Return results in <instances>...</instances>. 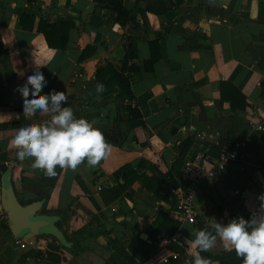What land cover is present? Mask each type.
Here are the masks:
<instances>
[{
	"label": "crops",
	"instance_id": "0c3cea01",
	"mask_svg": "<svg viewBox=\"0 0 264 264\" xmlns=\"http://www.w3.org/2000/svg\"><path fill=\"white\" fill-rule=\"evenodd\" d=\"M91 3L92 9L81 17ZM121 3L132 16L123 22L114 19L113 10L93 0H34L32 20L23 28L18 15L29 8L27 2L0 0V152L5 154L3 163L9 167L17 199L26 203L40 198L39 211L51 218L62 236L59 240L48 234L59 246L51 242L53 248H46L49 253L44 257L39 256L42 245L38 243L34 246L39 249L20 252L4 227L7 220L0 209V264H55L52 252L65 256L71 250L77 252V264H148L172 252L177 254L173 264H192L196 222L212 228L213 222L223 225L239 216L247 220L259 204L257 197L264 193V130L250 129L245 120L251 111L264 113L259 87L264 77V0H179L162 13H141L143 0ZM43 5L54 7L48 21L72 19L63 48L46 45L35 29L37 6ZM152 40L156 46H149ZM156 54L150 65V56ZM123 59L140 112L129 126L117 107L116 85L98 91L94 77L95 68L103 62L119 70ZM140 62L149 67L139 68ZM37 65H42L46 80L41 94L64 92L77 118L94 122L102 133L114 134L105 137L111 154L96 168L86 162L76 170L57 166L56 175L48 177L34 170L31 160L17 159L11 146L15 131L51 118L50 113L24 114L22 97L15 91ZM221 81L241 92L243 106ZM220 89L225 100L220 99ZM228 99L236 101L234 107ZM184 138L189 144L182 162L197 148L214 155L222 143L236 138H245V145L223 174L199 181L194 220L181 223L168 212L172 186L160 179L152 191L140 177L154 172L147 162L166 172ZM138 160L142 161L135 168L137 177L112 197V184L123 180L112 172ZM181 165L165 176L168 182L179 184ZM166 188L168 201L159 195ZM176 232L183 243L173 239ZM137 237L154 247L142 259ZM220 246L221 241L208 252L213 254ZM211 261L226 264L221 257ZM62 263L72 264L59 258Z\"/></svg>",
	"mask_w": 264,
	"mask_h": 264
},
{
	"label": "clouds",
	"instance_id": "9594fccd",
	"mask_svg": "<svg viewBox=\"0 0 264 264\" xmlns=\"http://www.w3.org/2000/svg\"><path fill=\"white\" fill-rule=\"evenodd\" d=\"M40 67L35 66L33 74L15 91L22 97L24 114L34 117L37 113H50L51 118L47 123H32L15 131L11 146L17 159L31 160V167L48 177L56 175L57 166L76 170L86 162L89 168H96L111 154L112 146L104 133L93 126L94 122L75 116L74 110L67 106L64 92L41 94L46 80ZM101 88L97 85L98 91ZM257 199L259 204L247 220L239 216L223 225L213 222L214 233L193 229L191 247L196 253L192 264H213L200 253L210 251L218 240L226 251H234L242 264H264V193Z\"/></svg>",
	"mask_w": 264,
	"mask_h": 264
},
{
	"label": "trees",
	"instance_id": "16d2710c",
	"mask_svg": "<svg viewBox=\"0 0 264 264\" xmlns=\"http://www.w3.org/2000/svg\"><path fill=\"white\" fill-rule=\"evenodd\" d=\"M27 2V6L29 8L21 11L18 15V23L21 27L25 28L29 25V23L32 20L33 12H32V5L34 3V0H25ZM96 2L97 5L109 8L114 11V19H117L121 22L131 19L132 16L128 13V10L122 5L121 0H93ZM145 3L144 8L140 10L141 13H144L145 10H148L153 13H162L163 11L167 10L174 2H177L179 0H143ZM54 7L52 6H37V11L39 14V17L35 24V29L37 31H40L43 35L44 41L46 45L50 47H60L63 48L66 45V36L68 28L73 25L72 19L70 17H58L54 18L50 21H48L47 16L50 14V12L53 10ZM157 42L152 40L149 42V46H156ZM91 49V47H90ZM128 58L133 57V54L125 53ZM157 57L156 55H151L149 58V63L151 65V62L154 61V59ZM126 59V57H125ZM123 59V66L120 67L119 70H116L112 67V65L105 61L99 66H97L94 70V77L97 80L98 84L102 86L103 89H106L108 87H111L112 85H116L117 91L115 92L114 96L115 98L119 99L117 103V107L120 111H122L121 119L126 124V126H129L130 121L133 119H139L140 118V112L137 107V102L133 100V94L129 87V80H128V73L126 66L124 65ZM139 68H148L149 65L144 66L143 62H140L138 64ZM220 83H225L229 88H232V90L237 94V97H234V99H240V106H243L244 104V97L239 92L235 86L231 85L229 82L221 81ZM259 87H260V93L262 97L264 98V77L259 81ZM226 96H224V92L222 89H220V99L225 100ZM236 99V100H237ZM229 102L230 107H234L233 100H227ZM189 144L188 138H184L180 143V151L178 155L175 157L174 161L169 166L168 170L166 172H160L155 168L153 164H148V167L154 170V172H151V176L144 175L141 178V182L145 186V188L150 189L152 191H155V186L158 184V181L162 179L166 182L167 186L173 187L176 184V181H170L168 182L165 179V176H170L172 170H176L182 163V156L185 153V150L187 149ZM5 158V154L0 152V173L6 168V165L3 163V159ZM139 161V162H138ZM136 164L131 165L129 163H125L121 166H119L117 169H115L112 174L115 177H118L121 175L122 181H115L113 186V191L111 196L114 197L120 193L122 189H124L130 181L135 179L137 177V174L135 172V168L141 163L142 160H138ZM79 179L77 178V182ZM81 185V182H78ZM169 191L166 188L164 189L162 194H159L162 199L169 200ZM249 219V218H247ZM197 224V230H199L201 227H205L206 229H209L210 232L214 233V229L208 226H205L201 224L200 222H196ZM57 239L61 240L62 236L56 237ZM139 242L138 247V255L142 259L147 254H149L151 251H153L154 247L152 244H149L142 239L138 238L136 239ZM219 242V240L217 241ZM53 248V247H51ZM49 253V252H47ZM201 256L213 259L216 257H221L225 259L226 264H242L241 259L237 258L235 255V252H229L224 249L223 246L218 247V250L213 252V254H210L209 252H201ZM176 259L173 260V258H169L167 264H173ZM107 264V263H105Z\"/></svg>",
	"mask_w": 264,
	"mask_h": 264
},
{
	"label": "built area",
	"instance_id": "2783aa9c",
	"mask_svg": "<svg viewBox=\"0 0 264 264\" xmlns=\"http://www.w3.org/2000/svg\"><path fill=\"white\" fill-rule=\"evenodd\" d=\"M245 121L250 129L264 130V113L257 114L251 111ZM244 145L245 138H236L229 143H222L214 155L197 148L191 154L185 156L181 165L180 182L170 189L172 204L168 212L181 223L192 222L195 217L194 197L199 181L202 178H213L216 175L223 174L226 171L228 162L237 157ZM172 237L179 244L182 242L179 232H176ZM12 242L18 248H23L27 239L12 236ZM176 256L177 254L172 252L157 259H152L148 264H167L169 258H175Z\"/></svg>",
	"mask_w": 264,
	"mask_h": 264
},
{
	"label": "water",
	"instance_id": "95a60500",
	"mask_svg": "<svg viewBox=\"0 0 264 264\" xmlns=\"http://www.w3.org/2000/svg\"><path fill=\"white\" fill-rule=\"evenodd\" d=\"M93 7L91 3L80 12L81 17L89 12ZM107 138H113V133L104 132ZM5 174L7 178L5 180ZM120 180V178H119ZM42 200L34 199L26 203H21L12 188L9 179V167L0 173V208L5 214L9 232L14 237L29 239L32 236L42 233L60 237L58 231L54 229L51 218L39 211Z\"/></svg>",
	"mask_w": 264,
	"mask_h": 264
},
{
	"label": "rangeland",
	"instance_id": "374dc122",
	"mask_svg": "<svg viewBox=\"0 0 264 264\" xmlns=\"http://www.w3.org/2000/svg\"><path fill=\"white\" fill-rule=\"evenodd\" d=\"M4 224H6V225H4V227L8 230L9 228H8V225H7L6 221H4ZM58 230L61 231L62 234L64 233L63 230L61 228H59V227H58ZM37 236H40L39 239L36 238ZM65 237L66 238H70L68 236H65ZM51 242H53V244H56V245H54L55 248H57L59 246L58 241L51 235H48L46 233H42L40 235H35V236H32L29 239H27L25 247H23V249L21 248L20 252L26 251L29 248H32V250L35 251V250H37L39 248H35L34 244L38 243L39 245H42V248L39 249L40 250L39 253L41 254L39 256L40 257H44L47 254V252H49L48 249H46V248H51ZM52 253L56 254V256L52 257L54 259L53 261L55 262V264H59V258L62 259V261H65V262L68 261V262H70L72 264L73 263L77 264V261H76L77 252H76V250H71L69 252L65 251L64 252L65 256H60L59 254H57L55 252H52ZM51 261H52V259H51ZM62 264H64V263H62Z\"/></svg>",
	"mask_w": 264,
	"mask_h": 264
}]
</instances>
